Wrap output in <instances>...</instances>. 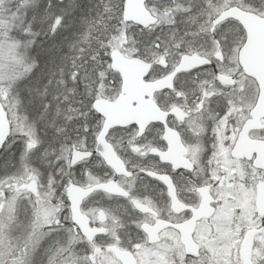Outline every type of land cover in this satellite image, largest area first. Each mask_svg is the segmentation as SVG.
I'll return each instance as SVG.
<instances>
[{"label": "snow or ice", "instance_id": "obj_1", "mask_svg": "<svg viewBox=\"0 0 264 264\" xmlns=\"http://www.w3.org/2000/svg\"><path fill=\"white\" fill-rule=\"evenodd\" d=\"M0 264H264V0H0Z\"/></svg>", "mask_w": 264, "mask_h": 264}]
</instances>
